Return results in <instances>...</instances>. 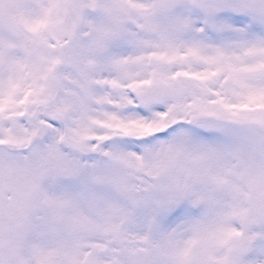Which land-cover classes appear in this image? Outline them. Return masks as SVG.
<instances>
[{
  "label": "snow or ice",
  "instance_id": "1",
  "mask_svg": "<svg viewBox=\"0 0 264 264\" xmlns=\"http://www.w3.org/2000/svg\"><path fill=\"white\" fill-rule=\"evenodd\" d=\"M0 264H264V0H0Z\"/></svg>",
  "mask_w": 264,
  "mask_h": 264
}]
</instances>
